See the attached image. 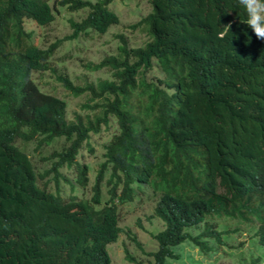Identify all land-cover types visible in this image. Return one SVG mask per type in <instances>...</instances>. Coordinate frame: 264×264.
Wrapping results in <instances>:
<instances>
[{"label":"trees","instance_id":"obj_1","mask_svg":"<svg viewBox=\"0 0 264 264\" xmlns=\"http://www.w3.org/2000/svg\"><path fill=\"white\" fill-rule=\"evenodd\" d=\"M113 1L0 0V264H111L107 246L125 232L120 210L147 188L164 226L151 234L149 264L182 260L175 250L185 242L203 255L209 241L241 249L243 226L264 247V41L238 0H146L150 11L132 29L142 26L147 42L130 48L118 36L114 55L84 66L109 78L77 86L56 76L70 96L86 97L88 113L72 121L66 100L33 79L56 73L49 62L65 42L118 25ZM86 10L44 48L27 28ZM93 136L105 139L95 168L82 154L95 153ZM19 141L35 143L49 166Z\"/></svg>","mask_w":264,"mask_h":264},{"label":"rangeland","instance_id":"obj_2","mask_svg":"<svg viewBox=\"0 0 264 264\" xmlns=\"http://www.w3.org/2000/svg\"><path fill=\"white\" fill-rule=\"evenodd\" d=\"M95 3L99 0H85ZM108 8L119 17V24L109 28L104 35H93L85 39L80 37L73 41H68L56 52L55 56L49 62V66L55 69V74L47 71L44 73H34L33 79L38 83L43 91L47 94L55 95L63 98L67 102V120L72 121L74 114L78 113L84 116L88 111L81 108L86 101L84 95L74 98L70 96L67 91L62 88V85L57 82L56 76L63 74L67 76L74 85L84 86L86 83H97L99 80L109 78L110 74L107 69L98 72L88 73L85 70L86 64L97 65L103 58L114 55L116 48L120 44L118 36H123L130 48H137L143 46L148 37L142 26L136 28L132 27L137 24L150 11L149 2L146 0H132L120 1L114 0ZM88 10L80 11L78 14H69L64 12L62 15L56 16V20L46 28H38L34 24L29 25L28 30H33L34 41L41 47H47L56 39L63 38L71 33L69 24L66 22L68 18L80 20L86 16ZM88 38V39H87ZM71 55V57H63L64 55ZM63 58V60H62ZM154 73L157 74V71ZM152 74L147 77L151 78ZM92 146L95 153H89L86 149L82 152L84 156L83 162L90 164L92 168L98 164L102 155V144L105 139H100L97 136L92 137ZM102 143V144H101ZM62 145V140L54 143L52 146L46 147L42 155L47 156L52 151L53 146L59 148ZM18 148L25 153L33 156L40 169H45L49 165L38 162L39 155L34 153L35 143L17 142ZM72 172V171H70ZM91 175V181H93ZM73 178V177H70ZM62 190H69L67 184H64ZM144 195L139 194L138 205L133 204L120 210V226L124 227L125 232L121 235L118 241L107 246L109 255L111 257V264H132L125 259L124 248L132 254L142 264H149V256L147 252L155 250L156 243L153 241L151 234H155L162 228V224L152 216L153 207L155 205V198L152 189L147 188ZM87 196L91 195L90 186L87 189ZM138 221L141 226H138ZM149 218V219H147ZM126 227V228H125ZM240 227V225H239ZM243 232L239 242L243 243L241 249L222 247L217 245L214 241H209L211 251L206 255L201 254L197 248L191 243L185 242L175 252L182 254L184 257L178 261H168V264H264V247L257 244V240L249 239L248 227L243 226ZM160 231V230H159ZM132 237L137 239V242L142 246L143 252L132 241ZM235 241L233 244H237ZM232 243V242H231ZM232 245V244H231ZM189 256V257H188ZM190 260V261H189Z\"/></svg>","mask_w":264,"mask_h":264},{"label":"clouds","instance_id":"obj_3","mask_svg":"<svg viewBox=\"0 0 264 264\" xmlns=\"http://www.w3.org/2000/svg\"><path fill=\"white\" fill-rule=\"evenodd\" d=\"M238 3L246 11L247 26L252 30L258 40L264 41V0H238ZM227 26L230 28L231 24ZM159 221L162 224V221ZM163 227L159 230H162Z\"/></svg>","mask_w":264,"mask_h":264}]
</instances>
